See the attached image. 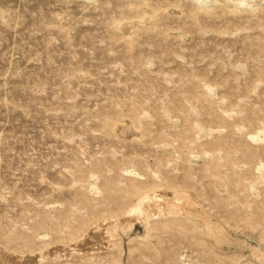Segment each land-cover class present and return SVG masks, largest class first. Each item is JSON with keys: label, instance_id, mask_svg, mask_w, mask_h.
<instances>
[{"label": "rangeland", "instance_id": "obj_1", "mask_svg": "<svg viewBox=\"0 0 264 264\" xmlns=\"http://www.w3.org/2000/svg\"><path fill=\"white\" fill-rule=\"evenodd\" d=\"M253 1L0 0V264H264Z\"/></svg>", "mask_w": 264, "mask_h": 264}, {"label": "bare ground", "instance_id": "obj_2", "mask_svg": "<svg viewBox=\"0 0 264 264\" xmlns=\"http://www.w3.org/2000/svg\"><path fill=\"white\" fill-rule=\"evenodd\" d=\"M214 1L215 0H197L198 6L200 7L201 11L202 10H208L210 8V5H213L214 4L213 3ZM258 2H259L258 0L253 1L252 4H251V6L257 4ZM226 3L227 4H230V5H233V3L230 2V0H226ZM235 6H238V5H235ZM239 7H241V6H239ZM130 35H131V33H130ZM189 199L190 198L188 197V195L187 194H184V193H174L168 199H165L164 196L156 195L154 193L153 194H151V193L146 194L145 193L144 195H141L140 197H138V199L136 200L137 202H135L134 206H132L131 208H129L127 210V212L124 213V214H125V217H129L130 218V220H129L130 223H132L134 221H141V220H142V222L143 221H147L146 212L148 210H150L153 213L152 215L154 217H157V218L160 217V216H162V212H164L168 216L179 215V214L187 213L188 210L190 211L189 208H192V206L194 205L193 202L191 200H189ZM119 220H120V218H119ZM127 220H128V218H127ZM207 223H209V222H207ZM207 223L205 224V234L208 235V237H210V239H212L217 244H220L221 241H224V242H227L228 241L227 239H225V238H228V237H225L224 236L225 234L223 235V232L218 231L216 229V227H214L212 225H209ZM121 224H122V222H121ZM97 232L98 233H94V236H97L101 240L102 235H101V233H99V231H97ZM90 233H89V235H90ZM217 233L219 234V236H218ZM95 234H97V235H95ZM90 239H92V237ZM83 240H85V238H83ZM95 242H97V241H95ZM68 247H70V246H68ZM52 255L56 259H59V258H61L63 256V255H60L57 252H55Z\"/></svg>", "mask_w": 264, "mask_h": 264}]
</instances>
